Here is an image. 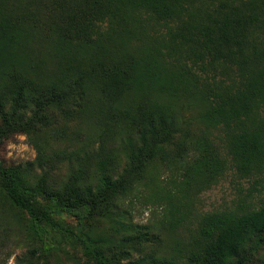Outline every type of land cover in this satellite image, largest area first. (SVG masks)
Segmentation results:
<instances>
[{"label": "trees", "instance_id": "obj_1", "mask_svg": "<svg viewBox=\"0 0 264 264\" xmlns=\"http://www.w3.org/2000/svg\"><path fill=\"white\" fill-rule=\"evenodd\" d=\"M12 135L37 158L0 161V264H264V201L178 237L230 168L264 170V0H0ZM142 189L169 242L128 219Z\"/></svg>", "mask_w": 264, "mask_h": 264}, {"label": "rangeland", "instance_id": "obj_2", "mask_svg": "<svg viewBox=\"0 0 264 264\" xmlns=\"http://www.w3.org/2000/svg\"><path fill=\"white\" fill-rule=\"evenodd\" d=\"M215 140L225 146L223 134L212 130ZM23 137V139H21ZM61 149V148H60ZM37 158V151L26 136L12 135L0 141V161L6 167L25 166ZM175 174L171 171H162L159 176V184L171 186L175 181ZM160 186V187H161ZM264 201V170L255 175H249L230 168L227 173L208 189L198 193L193 199L192 216L185 227L178 231L181 240L188 241L191 233L195 232L201 215L230 208H249L260 205ZM127 217L133 223L156 227L161 232V239L169 242L168 232L163 228L164 220L163 204L150 197V191L142 189L134 197L124 202ZM25 250L18 249L7 264H15L17 256Z\"/></svg>", "mask_w": 264, "mask_h": 264}, {"label": "clouds", "instance_id": "obj_3", "mask_svg": "<svg viewBox=\"0 0 264 264\" xmlns=\"http://www.w3.org/2000/svg\"><path fill=\"white\" fill-rule=\"evenodd\" d=\"M21 139H23V137H21Z\"/></svg>", "mask_w": 264, "mask_h": 264}]
</instances>
